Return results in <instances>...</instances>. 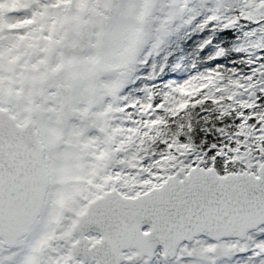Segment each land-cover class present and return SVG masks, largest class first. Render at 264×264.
Returning a JSON list of instances; mask_svg holds the SVG:
<instances>
[{
    "label": "snow or ice",
    "instance_id": "6c2138e0",
    "mask_svg": "<svg viewBox=\"0 0 264 264\" xmlns=\"http://www.w3.org/2000/svg\"><path fill=\"white\" fill-rule=\"evenodd\" d=\"M157 3L0 0V264H264V100L215 74L121 95Z\"/></svg>",
    "mask_w": 264,
    "mask_h": 264
},
{
    "label": "flooded vegetation",
    "instance_id": "af4514ba",
    "mask_svg": "<svg viewBox=\"0 0 264 264\" xmlns=\"http://www.w3.org/2000/svg\"><path fill=\"white\" fill-rule=\"evenodd\" d=\"M182 2L183 7L179 12L180 15H173L168 34L165 36L168 42L171 41L173 33L179 28H188V24L192 23L196 25L200 42L210 43L214 47L208 49L207 52L219 57L223 56V59L220 58V62L216 66V71L206 72L205 75L197 74L196 79L215 74L222 78L223 83L238 80L245 85L244 89L239 90L242 95L238 99L249 100L259 97L260 100H264V93L260 91V89H264V32L259 31L264 25H253L243 20L236 23L230 22L233 17L239 16L243 8V0H162V7L166 10V16L170 12L175 13V9ZM218 5L220 11L214 12ZM191 13L194 15L190 16ZM212 14L219 15L221 19L206 24L207 17ZM189 28L192 27L189 26ZM152 42L150 40L141 50V53L151 46ZM133 67L134 64L128 74L127 81ZM183 77L190 79V81L193 80V75ZM249 77L251 79H248ZM248 85H252V87L249 88ZM124 89L121 95L124 94ZM132 100L147 102L148 98L142 97ZM162 101L163 99L153 98V106ZM196 113L199 114L197 119L199 116L206 115V113H200L199 109L196 110ZM155 115H164V112L161 109L154 114L153 118ZM236 122L239 123V121Z\"/></svg>",
    "mask_w": 264,
    "mask_h": 264
},
{
    "label": "trees",
    "instance_id": "16d2710c",
    "mask_svg": "<svg viewBox=\"0 0 264 264\" xmlns=\"http://www.w3.org/2000/svg\"><path fill=\"white\" fill-rule=\"evenodd\" d=\"M199 36L196 25L190 23L188 28H179L173 33L170 42L164 37L155 47L151 43L134 64L123 95L141 99L152 94L154 99H163L164 94L170 92L171 85L174 87L181 77L193 75L194 80L197 74L216 71L223 56L209 54L208 49L214 47L210 43H201Z\"/></svg>",
    "mask_w": 264,
    "mask_h": 264
},
{
    "label": "rangeland",
    "instance_id": "374dc122",
    "mask_svg": "<svg viewBox=\"0 0 264 264\" xmlns=\"http://www.w3.org/2000/svg\"><path fill=\"white\" fill-rule=\"evenodd\" d=\"M181 7H183V2L180 3V5L175 9L176 11L174 10L175 13H173V15L179 16L180 15L179 12L181 10ZM156 15L158 17H160V19H164L166 17V10H164V8L162 7V0H158V3H157V13H156ZM155 24L158 25L159 24V20H157ZM151 40L153 41L152 43L154 45H158L160 43V42L159 43L156 42L155 34L153 35V37H152ZM188 81H190V79H186V78L184 79V77H181L180 79L176 80V82L174 84V87H173V85H171L170 92H172V90L174 88L179 87V86L183 85L184 83H186Z\"/></svg>",
    "mask_w": 264,
    "mask_h": 264
}]
</instances>
